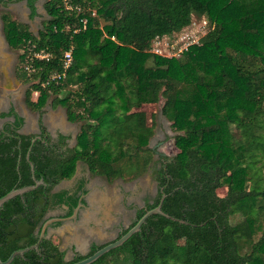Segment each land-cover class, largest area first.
I'll return each instance as SVG.
<instances>
[{"label":"trees","instance_id":"trees-1","mask_svg":"<svg viewBox=\"0 0 264 264\" xmlns=\"http://www.w3.org/2000/svg\"><path fill=\"white\" fill-rule=\"evenodd\" d=\"M11 1L21 0H0ZM25 2L33 18L36 0ZM42 6L46 18L37 33L8 12L0 15L7 45L20 51L15 77L27 84L31 111L41 113L53 96L52 105L80 124L69 146V135L52 137L41 114L39 132L26 134L12 105L0 112V196L33 184L29 161L43 181L0 207L1 260L35 243L49 212L61 209L55 217L64 218L85 205L91 177L134 180L151 169L155 194L116 238L163 194L162 210L189 223L150 215L91 264H264V0H44ZM193 16L210 25L197 43L179 57L152 51L156 39ZM160 96L178 152L154 159L155 122L145 107ZM80 164L88 177L57 189ZM61 223H50L37 249L9 264H68L115 240L92 242L85 254L73 251L66 259L47 235Z\"/></svg>","mask_w":264,"mask_h":264},{"label":"rangeland","instance_id":"rangeland-1","mask_svg":"<svg viewBox=\"0 0 264 264\" xmlns=\"http://www.w3.org/2000/svg\"><path fill=\"white\" fill-rule=\"evenodd\" d=\"M43 1L36 0L37 15L33 18L29 17V9L25 0L0 2V15L3 12H8L13 18L26 22L31 32L37 33L46 18L42 6ZM209 29L210 25L205 16H193L191 22L181 30L155 40L152 51L157 49L160 55L179 57L183 53L186 43L189 42L188 45L196 43ZM19 53V50L11 49L7 45L0 20V112L12 104L20 115L23 114V117H26L27 123L23 130L27 134L36 133L37 118L41 114L47 130L51 134L55 132L68 134L70 137L68 145L73 146L74 136L80 123L69 122L66 119L65 109L60 105H52L53 96L48 99L41 113L31 111L26 106L24 91L27 84L15 77ZM36 95L37 93L34 92L32 99H35ZM163 101L164 98L160 96L157 103L145 107L146 110L153 113L155 122L154 133L149 141L154 159L160 153L172 156L178 152L174 143L175 132L170 128V122L161 114ZM4 120L0 119V126ZM82 176L88 177V172L84 165L80 164L74 177L62 181L56 188L71 189L75 186L77 179ZM88 184L91 187L88 194L91 193L92 201L89 202V205L81 206L80 220L69 218L64 220L61 226L49 230V236L58 243L60 249L65 251L67 259L73 256L74 249L85 254L92 242L101 244L114 238L118 227L129 226L133 218V209L131 210V208L143 205L142 198L146 195H154L156 191V182L149 170L134 180L117 179L107 182L101 176H93ZM217 193L223 195L225 188H218ZM57 211H53V213H57ZM237 219L239 216H234L232 222ZM169 243L170 241H161L158 245L163 246Z\"/></svg>","mask_w":264,"mask_h":264},{"label":"water","instance_id":"water-1","mask_svg":"<svg viewBox=\"0 0 264 264\" xmlns=\"http://www.w3.org/2000/svg\"><path fill=\"white\" fill-rule=\"evenodd\" d=\"M75 136H76V134H75ZM75 136H74V139H75ZM37 138H39V136L34 137L31 141V143H33L35 141V139H37ZM30 148H31V146L29 147V150H30ZM26 157L28 158V153H27ZM29 164H30V168H31V172H32L33 184L13 188V189L9 190L8 192H6L4 195L0 196V207L7 200H9V199H11L17 195L22 196L24 193L35 189L36 187H38L40 184L43 183L42 179H36L35 178L34 166H33L32 162L29 161ZM164 196L165 195L163 194L159 200V203L156 206H154L150 209H147L141 215V217L136 221V223L133 226H131L130 228H128V230L125 233H123L120 237L116 238L113 241L106 243L105 245H103L102 247L97 249L92 254H90V255L82 258V259H79L77 261L68 263V264H91L92 262L96 261L103 254L109 252L113 248H116V247L122 245L130 236H132L134 233L138 232L140 230L141 225L146 221V219L150 215L159 214V215H162V216H164L168 219L174 220V221H178L181 223H189L188 221H186L184 219H180V218L174 217L172 215H169L168 213H166L162 210L161 206H162V201H163ZM81 206H84V204H82L81 202L78 203L77 207H75V209L73 210V213L70 216H67L64 218H62V217H51V218L47 219L43 223V225L39 231V234H38V240L35 243H33L29 246H26V247L12 251L5 260H1V258H0V264H9V263H11V261L16 256H18V255L22 256L24 254V252H26L30 249H37L39 242H40L41 238L44 237V235L46 233V228L50 223H52L54 221H63V220L69 219V218H76L78 210ZM47 235H49V232L47 233Z\"/></svg>","mask_w":264,"mask_h":264},{"label":"flooded vegetation","instance_id":"flooded-vegetation-1","mask_svg":"<svg viewBox=\"0 0 264 264\" xmlns=\"http://www.w3.org/2000/svg\"><path fill=\"white\" fill-rule=\"evenodd\" d=\"M36 5V4H35ZM4 122V121H3ZM23 127V126H22ZM22 129V128H21ZM48 131V130H47ZM39 132V130L37 129V131H36V133H38ZM49 132V131H48ZM50 133V132H49ZM59 132H57V133H55V134H51L52 135V137H56V135L58 134ZM65 135H68V134H65ZM159 156H164V154H162V153H160V155H158L157 156V158L159 157ZM156 158V159H157ZM149 171L151 172V169H149ZM89 181H90V179L89 180H87V182H86V188L88 189V191H87V193L85 194V201H86V205H87V195H88V193H89V190H90V188H88L87 187V184L89 183ZM147 196V195H146ZM146 196H144L143 198H142V201H143V205H144V202H145V197ZM143 205H141V206H135L134 208H131V210L133 209V217L135 216V212H136V210H137V208H139V207H142ZM56 210H58L57 211V213H53V211H51V212H49V214L48 215H50V216H52V217H55V216H57V215H59V214H61V213H63V211L61 210V209H56ZM56 210H54V211H56ZM51 218V217H50ZM77 220H80V218H81V207L79 208V211H78V215H77ZM49 219V218H48ZM63 222H64V220L62 221V223L59 225V226H61L62 224H63ZM122 225V224H121ZM56 228V227H55ZM124 227H123V225L121 226V227H118V229H117V233H116V235H115V237L114 238H112V239H116V237H117V235L119 234V232H121V230L123 229ZM50 229H53V228H49V230ZM49 230H48V232H49ZM111 239V240H112ZM74 251H77V250H75L74 249ZM66 257V256H65Z\"/></svg>","mask_w":264,"mask_h":264},{"label":"built area","instance_id":"built-area-1","mask_svg":"<svg viewBox=\"0 0 264 264\" xmlns=\"http://www.w3.org/2000/svg\"><path fill=\"white\" fill-rule=\"evenodd\" d=\"M65 5L67 6V3H66V1H65ZM68 7V6H67ZM82 23H83V28H85V24H86V20L85 19H83L82 20ZM157 40V39H156ZM199 40V39H198ZM198 42V41H197ZM196 42V43H197ZM188 44H190L189 42L188 43H186V45H185V49L189 46ZM193 44V43H192ZM184 49V50H185ZM154 52H157L158 53V51H157V49L154 51ZM39 56H47V54H39ZM71 58H72V56H71V49H69V50H67V51H65V53H64V56H63V61H64V67H67L68 65H69V63H70V61H71ZM54 76V75H53Z\"/></svg>","mask_w":264,"mask_h":264},{"label":"crops","instance_id":"crops-1","mask_svg":"<svg viewBox=\"0 0 264 264\" xmlns=\"http://www.w3.org/2000/svg\"><path fill=\"white\" fill-rule=\"evenodd\" d=\"M10 105H12V104H10ZM10 105H9V106H10ZM22 116H24V115L22 114ZM38 118H39V117H38ZM38 118H37V123H36V125H37V129H38ZM66 119H67V118H66ZM26 123H27V120H26V117H24V124H23V127H22V129H21V132L27 134V132H26L25 130H23V128L26 126ZM55 133H57V132H55ZM55 133H53V134H55ZM59 133H60V132H59ZM76 172H77V171H76ZM88 188H90V191H91L90 184H88ZM90 194H91V193H90ZM90 194H88V195H87V198H86L87 201H88V202H87V205H89V202L92 201V197H91ZM85 205H86V204H85ZM85 205H84V206H85Z\"/></svg>","mask_w":264,"mask_h":264}]
</instances>
